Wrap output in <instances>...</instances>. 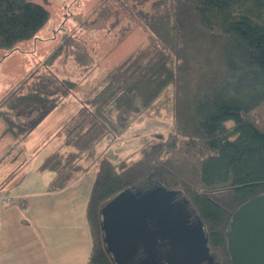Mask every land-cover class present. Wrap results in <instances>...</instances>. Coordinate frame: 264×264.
Returning a JSON list of instances; mask_svg holds the SVG:
<instances>
[{
    "label": "trees",
    "instance_id": "1",
    "mask_svg": "<svg viewBox=\"0 0 264 264\" xmlns=\"http://www.w3.org/2000/svg\"><path fill=\"white\" fill-rule=\"evenodd\" d=\"M49 19L39 2L0 0V50L8 55L20 41L37 38ZM144 19L153 49L103 76L92 98L63 123L62 143L39 170L55 173L47 189L57 190L95 165L88 264H116L104 241L102 207L123 190L157 184L190 200L207 225L215 264H232L226 233L232 214L264 192V126L254 115L264 105V0H160ZM68 39L64 46L86 66L87 49ZM38 78L3 98L4 133L25 137L43 116L41 107L59 102L76 85L53 73ZM166 103L173 122L165 131L134 133L137 145L129 152L116 160L108 155L105 147L157 120ZM11 177L1 181L0 191Z\"/></svg>",
    "mask_w": 264,
    "mask_h": 264
},
{
    "label": "rangeland",
    "instance_id": "2",
    "mask_svg": "<svg viewBox=\"0 0 264 264\" xmlns=\"http://www.w3.org/2000/svg\"><path fill=\"white\" fill-rule=\"evenodd\" d=\"M33 1L48 8L50 19L38 32L37 38L20 41L18 49L8 55L0 50V105L3 98L16 91L20 84L25 88L32 86L39 80L38 77L51 73L75 81L73 92L67 96L76 95V98L85 102L92 98L98 89L97 85L100 86L103 76L108 72L116 71V68L123 66L140 51L153 49V38L143 21L146 14L159 6L160 0ZM69 36V43L78 42L87 49L89 57L86 66L74 59L70 53L71 46H64L65 39ZM59 46L62 48L58 57L52 63L47 62L49 54ZM95 67L102 72L97 74L98 77L90 71ZM77 71L85 73L76 75ZM59 103L41 107L43 116L39 121L35 120L33 130L22 138H17L10 132L4 133L7 123L0 117V180L6 179L9 172L15 171V182L3 190L12 193L45 185V173L39 172L38 167L63 140V135L57 129L63 118L58 110ZM65 104H61L62 108L67 106ZM166 105L168 107L164 106L161 117L148 122L153 127L148 128L146 133L165 131L166 122H173L171 105ZM36 113L37 110L33 109L29 115L34 116ZM254 115L259 124L264 126V105L256 109ZM228 125H232V122ZM137 141L138 137L135 135L115 140L112 146L116 149V154L111 149V155H108L116 160L129 152ZM101 148L102 146L99 149ZM107 148L108 146L105 147ZM23 176L25 178L22 180Z\"/></svg>",
    "mask_w": 264,
    "mask_h": 264
},
{
    "label": "water",
    "instance_id": "3",
    "mask_svg": "<svg viewBox=\"0 0 264 264\" xmlns=\"http://www.w3.org/2000/svg\"><path fill=\"white\" fill-rule=\"evenodd\" d=\"M180 192L159 184L126 189L102 207L104 241L116 264L215 263L204 220L192 208L198 220L191 222L190 200L175 198ZM226 233L232 264H264V192L233 212ZM159 240L169 244L168 262L158 258Z\"/></svg>",
    "mask_w": 264,
    "mask_h": 264
},
{
    "label": "crops",
    "instance_id": "4",
    "mask_svg": "<svg viewBox=\"0 0 264 264\" xmlns=\"http://www.w3.org/2000/svg\"><path fill=\"white\" fill-rule=\"evenodd\" d=\"M90 71L96 77L102 73L98 67ZM83 72L85 73V71L75 73L81 75ZM59 102L58 110L63 114V118L57 126L58 130L85 103L81 98L78 99L76 95L71 94L61 98ZM64 103L67 106L62 108L61 104ZM146 123L136 126L131 135L137 132L150 134L146 133V130L153 126L149 123L144 126ZM128 137L130 135L123 138ZM112 144H109L106 150L110 152L112 149L116 154ZM38 171L45 173L44 186L35 189L25 188L24 191L12 193L4 190L13 196V200L8 205L0 204V264H88L92 236L87 219V205L96 177L95 165L57 190L47 189L55 173L48 170L40 171L39 167ZM11 173L12 179L3 189L15 182L13 180L15 171L9 172ZM25 176L21 179L23 180Z\"/></svg>",
    "mask_w": 264,
    "mask_h": 264
},
{
    "label": "flooded vegetation",
    "instance_id": "5",
    "mask_svg": "<svg viewBox=\"0 0 264 264\" xmlns=\"http://www.w3.org/2000/svg\"><path fill=\"white\" fill-rule=\"evenodd\" d=\"M176 200H185V197H184V194L182 192H180L179 195H177L176 197ZM184 208V207H183ZM185 211H189L191 213V222H195L198 220V217L196 216V214L193 212L192 210V207L191 205L188 203V205L186 206V210ZM204 226H205V229L207 230V225L206 223L204 222ZM160 241V240H159ZM168 249L169 248V244L166 243V240H161L160 241V244H159V247H158V258H160L162 255H163V259L162 261H166L168 262L166 259H168V257H170V255L168 254ZM211 250V249H210ZM212 252V251H211ZM213 261H208V260H204L203 262L199 263V264H212ZM167 264V263H166ZM215 264V263H213Z\"/></svg>",
    "mask_w": 264,
    "mask_h": 264
},
{
    "label": "built area",
    "instance_id": "6",
    "mask_svg": "<svg viewBox=\"0 0 264 264\" xmlns=\"http://www.w3.org/2000/svg\"><path fill=\"white\" fill-rule=\"evenodd\" d=\"M13 200V196L8 191H0V204L8 205Z\"/></svg>",
    "mask_w": 264,
    "mask_h": 264
}]
</instances>
